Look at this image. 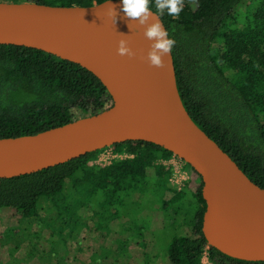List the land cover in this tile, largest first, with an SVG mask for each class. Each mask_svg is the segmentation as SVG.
Here are the masks:
<instances>
[{
	"label": "trees",
	"instance_id": "obj_1",
	"mask_svg": "<svg viewBox=\"0 0 264 264\" xmlns=\"http://www.w3.org/2000/svg\"><path fill=\"white\" fill-rule=\"evenodd\" d=\"M3 1L89 7L107 0ZM240 7L249 18L244 26ZM150 8L157 12L155 0ZM161 18L176 41L172 53L177 84L190 116L264 189V0H196L195 7L184 0L179 17L165 10ZM113 103L102 82L79 64L34 48L0 46V138L36 135L98 115ZM113 148L127 157L106 167L91 165L98 151L40 172L0 179V214L5 209L19 212L30 231L46 205L61 233L49 255L71 262L73 240L82 252L81 245L103 226L105 217L110 224L120 218L117 209L126 199L153 193L166 221L192 226L191 235L171 239L165 249L168 264H202L206 253L213 264H264L208 247L202 232L207 206L202 179L197 191L171 188V171L159 161L174 157L172 152L143 141ZM142 225L147 227L146 222Z\"/></svg>",
	"mask_w": 264,
	"mask_h": 264
},
{
	"label": "water",
	"instance_id": "obj_2",
	"mask_svg": "<svg viewBox=\"0 0 264 264\" xmlns=\"http://www.w3.org/2000/svg\"><path fill=\"white\" fill-rule=\"evenodd\" d=\"M109 2L115 5L116 21ZM128 24L122 0L89 7L0 2V46L34 48L79 64L102 82L115 104L36 135L0 138V179L40 172L129 141L152 143L201 177L208 247L234 259L264 262V189L192 119L180 95L172 51L164 67H150L144 59L150 44L144 29L135 21ZM121 33L128 35L135 57L117 54Z\"/></svg>",
	"mask_w": 264,
	"mask_h": 264
},
{
	"label": "rangeland",
	"instance_id": "obj_3",
	"mask_svg": "<svg viewBox=\"0 0 264 264\" xmlns=\"http://www.w3.org/2000/svg\"><path fill=\"white\" fill-rule=\"evenodd\" d=\"M188 3L195 7L196 0H188ZM238 11L244 13L241 7ZM248 20V16L244 15L240 26H244ZM125 157V154L110 147L102 150L91 165L106 167ZM159 163L171 171V188L197 191L201 187L198 174L182 159L174 156ZM160 203L153 193L141 199L129 197L125 205L117 209L120 218L110 224V220L108 222L105 217L103 226L84 242L85 245H81L84 249L82 252L78 251L80 246L77 241L73 240L69 244L71 262L56 254L49 255L48 251L61 233L58 232L60 227L50 220V210L46 205L40 211L41 216L34 220V227L30 231L19 212L5 209L0 214V264H89L91 260L95 264H168L165 249L171 239L175 234L191 235L192 226L190 222L180 227L166 221ZM99 221V224L102 223L101 218ZM143 222H146V228L142 227ZM202 264H213L207 253Z\"/></svg>",
	"mask_w": 264,
	"mask_h": 264
},
{
	"label": "clouds",
	"instance_id": "obj_4",
	"mask_svg": "<svg viewBox=\"0 0 264 264\" xmlns=\"http://www.w3.org/2000/svg\"><path fill=\"white\" fill-rule=\"evenodd\" d=\"M151 0H122V10L129 24L135 21L144 31V37L150 42L147 56L144 58L150 67H164V57L168 56L176 41L169 38V33L164 29L160 22L159 16L167 11L169 16L179 17L184 8V0H155L156 14L151 11ZM109 9V15L117 18L115 5L110 2L106 4ZM128 24V25H129ZM128 35L121 33V38L117 41V54L133 58L136 56L135 51L130 45Z\"/></svg>",
	"mask_w": 264,
	"mask_h": 264
},
{
	"label": "built area",
	"instance_id": "obj_5",
	"mask_svg": "<svg viewBox=\"0 0 264 264\" xmlns=\"http://www.w3.org/2000/svg\"><path fill=\"white\" fill-rule=\"evenodd\" d=\"M109 148H110V147H109ZM106 149H107V148H106ZM104 150H105V149H104ZM126 157H127V155H126ZM126 157H125V158H126ZM125 158H122L121 160H123V159H125ZM119 161H120V160H119Z\"/></svg>",
	"mask_w": 264,
	"mask_h": 264
}]
</instances>
